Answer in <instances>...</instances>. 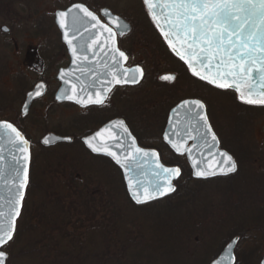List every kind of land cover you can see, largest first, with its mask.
Here are the masks:
<instances>
[{"label": "trees", "instance_id": "1", "mask_svg": "<svg viewBox=\"0 0 264 264\" xmlns=\"http://www.w3.org/2000/svg\"><path fill=\"white\" fill-rule=\"evenodd\" d=\"M63 1L58 0V2ZM8 2L10 3L12 1L8 0ZM64 2L65 4L60 6L63 9L72 4L82 3L94 12H99L103 8L113 10L116 14L131 23L133 33L130 35V38L133 36V43L138 44V49H141L144 56L149 53L144 48L150 42L149 44L152 46L161 47L173 62L180 64V61L175 58L174 54L168 48L165 40L159 35L160 33L155 28L156 26L152 19L149 18L150 16L143 0H139V9H129V16L131 17L121 15L119 10L114 8L108 0H65ZM3 5L7 4L4 3ZM133 13H135L134 20L138 22L137 25L133 24ZM4 23L7 25L6 17L2 18L0 16V25ZM138 25H140L143 32L145 31V35H148L147 38L149 41L140 39V42L136 39L138 33L136 32L137 29L134 28ZM130 47L131 45L124 46L127 49H130ZM145 58L143 65L147 70H150L152 67L150 68L148 66V60ZM136 59L134 56L133 60L135 62H137ZM183 70V74L186 76L190 75L188 69L183 68ZM163 72L164 70L160 69L159 74ZM218 91L229 94L235 100L233 102H235V105L237 104L236 106H238L239 113L241 114V120L234 122L235 126L240 127L238 133L235 134L229 130L225 132L227 134L225 136L231 137L232 135L229 143L224 141L222 134L216 129L222 148L228 151L238 163L237 173L230 177H222L221 179L216 178L206 181L194 179L187 160L184 157L175 155L161 141V130H163L166 124L168 108L164 113V117L158 118L160 123L157 122L156 124V128L160 129L157 133L159 139L156 143L153 142L148 145V148L159 151L163 160L162 162L166 165L180 167L182 177L176 184L177 191H175L176 193L173 196L147 206H136L132 202L127 193L123 175L121 174L122 172L111 160L91 155L82 144V138L94 133L98 127L104 124L103 121L99 122L97 120L85 123L83 126L85 128L84 132L87 131V133L83 136H77L75 134L73 143H64L56 145L55 147L45 148L41 145V140L35 141L30 136L26 124L27 118L24 120L19 117L18 122H16L12 117L8 118L4 117V115L0 117V121H9L11 124H15L32 143L33 148L30 185L25 207L19 221L17 234L8 247L20 238L23 231L28 230L32 234L33 231L31 229L35 228L34 230L37 232L38 228H36V225H39L44 229L42 231L44 237L48 236L45 239L47 240V246L49 247L51 244L49 249H46V253L50 254L53 250L57 252L56 246L59 245V249L61 250L59 252L63 250L61 255H67L76 252L80 245H86L88 233L100 228L104 229L107 235L102 236L103 246L96 251V253L100 251L101 255L96 257L97 259L100 258V260L98 259V264H155V257H157L158 253L160 254L158 252L159 249L145 234L144 236L141 235L142 225L138 221H133V211L131 213L129 212L130 209L137 208L152 211L156 216V220L163 216L162 214L164 213L176 214V216L167 220L163 225L168 232L167 234L177 240L174 248L171 247V249L173 251L177 250L180 255L178 260L176 258L173 261L172 259L174 257L168 258L166 260L168 263L173 262L174 264L175 262V264H183L184 261L186 263H192L199 259L198 253L193 255L197 251L198 245L195 249L192 247V251L189 252L190 246L195 245V242H197V234L199 233L194 229V223L192 222L196 215V218L201 216L212 224L209 231L211 239L209 237L205 240L203 239V246H206V243L215 244L214 241L216 239L221 241L217 247L205 249L204 252L201 250L200 261L202 264H211L215 261L228 243L237 237L240 238L239 244L243 241L249 243V247L253 248L252 251H245L242 255H238V264H260L259 259L264 252V161H260V159L264 158V142L259 147L256 144V136L253 137L251 135L250 126L247 130L245 128L253 120H259V118L264 116V106L247 105L241 102L233 92L221 89ZM50 103L53 106L54 101ZM65 107L68 108L71 106L66 105ZM57 108L59 109L60 106H57ZM27 117L30 118L31 115ZM121 117L125 116L122 114ZM35 119L44 120L45 117L38 115ZM30 127L34 128L32 125ZM241 128L243 130L242 132ZM50 132L63 137H72L71 134H67L63 130H49L48 133ZM253 140L255 141L253 142ZM247 163L252 164L260 174L258 177H254L253 182L247 178V171H252V169L244 171L241 168L242 165H247ZM222 188L226 189L225 195L220 192ZM113 191L115 194L110 195ZM257 193H262V196L260 198L255 197ZM219 195H223L225 199L222 200V198H219ZM229 204H231V207L235 205V210L237 211L235 215L240 218L229 219L230 222L224 220L228 224L223 226L225 227L223 232V230L220 231L218 228L220 225L218 220H220L222 212L228 213L229 211L228 217H230ZM30 206L34 207V214L36 212L38 216H31L26 220L25 215ZM23 221H25L26 227L23 226ZM34 221H36V225ZM137 223L140 227L136 225ZM47 225H49L48 228L52 227L53 234L55 232L62 234L61 241L56 242L51 240L53 237L48 235L50 232L45 228ZM82 229H87V231L80 236ZM208 229L206 228V230ZM36 232L35 235H38ZM18 235L19 238H17ZM225 236L227 238L224 239ZM24 238L26 239L27 237ZM24 238L22 237V240ZM31 239L32 243L34 242L36 245L44 243L43 240H40L41 238L37 240V236L31 237ZM65 239L70 242L72 241L70 247L64 244ZM22 240H20L21 243H23ZM39 240L42 243L40 242L38 244ZM179 242L181 244L180 246H178ZM67 248L68 250L64 252ZM149 248L152 250V253L146 255L144 251ZM179 248L183 250L182 255ZM39 252L43 253L44 251L40 250ZM190 254L194 258H191ZM33 255L42 256V254L37 253ZM10 256L13 259L14 255L10 253L9 261H11Z\"/></svg>", "mask_w": 264, "mask_h": 264}, {"label": "snow or ice", "instance_id": "2", "mask_svg": "<svg viewBox=\"0 0 264 264\" xmlns=\"http://www.w3.org/2000/svg\"><path fill=\"white\" fill-rule=\"evenodd\" d=\"M143 2L170 50L187 65L193 76L218 89L235 91L244 104L264 106V0H143ZM104 14L109 17V23L115 24L117 31L103 24L82 4H75L68 10L57 13L59 26L64 30V39L70 46L73 57V70L60 73V79L64 84L72 85L64 98L75 100L83 107L89 104L103 105L108 98L107 93L112 91L113 84H136L144 75L143 69L139 67L123 68V62L127 61L128 57L115 47V37L118 34H126V31L130 30L129 26L122 24L118 17L112 18L107 10ZM69 31L72 34L71 38ZM74 40L76 44L73 43ZM109 41L111 46L108 44ZM100 53L109 57L108 61L101 64L107 76L104 72L95 73L88 67L96 65ZM76 70L81 75L74 77L75 83L72 79H65L66 76L71 77ZM89 73H92L89 80L82 79ZM137 73L139 75H136ZM161 79L174 82L176 77L165 75ZM77 83L80 84V92L88 90L86 99L77 95ZM43 87L42 84L39 85L34 95H41L39 89ZM29 95L32 96L33 93ZM178 107L184 110L186 138L178 143L165 136L178 153L183 155L184 151H187L189 156H192L190 149L183 148L187 138L193 140L199 138L207 143V137L210 135L214 142L213 146L218 143L215 133L208 124L205 104L201 100H185ZM110 127L119 130L115 131L110 139L115 141V148L124 153L123 160L107 143L101 144L97 140V137L103 135L102 132L85 140V143L92 152L112 157L125 170L126 175L135 169H147V172H142V176L150 173L151 178L134 180L130 176L128 179L129 190L135 202L145 204L157 197L174 193L176 188L172 180L180 176V168L165 167L159 162L158 153L138 147L123 120L114 122ZM193 131L199 132L200 136H193ZM172 135L180 139L178 130L174 129ZM5 139L14 152L11 153L12 166L6 185L12 193L8 197L9 211L7 213L0 211V264L7 260L6 250L2 249L9 245L16 232L17 218L21 215L26 189L30 182L31 161L29 141L13 124L0 122V141ZM50 142L47 138L43 140L45 145ZM219 156L222 159L217 161L220 165L218 168L209 164L208 167L197 169L195 175L207 179L237 171V164L231 155L220 152ZM3 163V148H0V166ZM196 166L197 160L194 159L193 167ZM4 178L3 168L0 167V182L4 181ZM231 252L232 245H229V253ZM231 260L234 264L235 256H231Z\"/></svg>", "mask_w": 264, "mask_h": 264}, {"label": "rangeland", "instance_id": "3", "mask_svg": "<svg viewBox=\"0 0 264 264\" xmlns=\"http://www.w3.org/2000/svg\"><path fill=\"white\" fill-rule=\"evenodd\" d=\"M63 1V0H62ZM65 1V0H64ZM56 2L54 3H47L46 6L44 7V10L46 8V11L53 16V14L63 8H61V5H64L65 2ZM109 3L112 4V6L116 9L119 10V13H121V15L125 16V17H131L129 16V9L132 8H136L139 9L140 7V2L139 0H108ZM134 16L135 13H133V21H134V25L138 22H136L134 20ZM19 16H15L12 17L11 15H8L6 17V21H7V25L13 30V33L16 34L19 31V25H15L13 24L14 20L15 21H20L21 19L18 18ZM5 24V23H4ZM4 24L0 25V32H1V28L3 27ZM139 26V27H138ZM136 26L134 29H137V40L140 41V39H146L148 40L147 36L145 35V31L143 32L142 28H140V25ZM2 33V32H1ZM0 33V34H1ZM24 42V40H18V45L20 47H22L24 44H22ZM141 42V41H140ZM150 43V42H149ZM2 50V54L0 55V62L3 64V66H0V70L1 68H3L2 73H5V77L0 78V102H6L7 100L12 101L13 103H7L6 104H2L0 105V117H2L4 115V117H8L14 119L16 122H18L19 120V115H20V109L21 107L19 106V101L26 96V93L28 91H30L39 81V75L36 74L35 72H29L28 69L26 67H24L27 71L25 74H22V70L20 65L16 64V60H15V54L14 52H12L13 48L11 47V49L8 48H4L1 49ZM7 50V51H6ZM4 54V55H3ZM12 55L14 56V58L12 57ZM19 60V58H17ZM158 61H162V59H159ZM157 70H160L159 68H157ZM10 72V74H9ZM14 76V80L13 77ZM181 82L178 83L181 91L182 88H184L183 82L180 84ZM4 87V88H2ZM58 85H51V91L55 92V90L57 89ZM186 87V85H185ZM7 88V89H6ZM180 91V92H181ZM209 104H210V110H209V115H210V119L211 122L214 126L215 129H217L221 134H222V138H224L225 142H228L231 140L230 136H225L227 135L225 132L232 131L235 134L238 133L239 128L238 126H235L234 122H239L240 116L241 114L239 113V108L238 106L235 105V101L233 98H231V96L227 93H221L220 91H217L216 93H213L212 95H209V98H207ZM51 102H53L52 100H49V102H47V105H37V107H35L32 111V113H30L31 117H27L26 121H27V127L30 133V136L33 138V140L35 141H40L43 136H45L49 130H56V131H62L66 132L67 134H71L72 137L77 136H83L86 132H84L85 128L83 127L85 125V123H87V116H85V112H83L81 109L76 108V107H63L60 106L59 109H52L51 106ZM51 111V112H50ZM8 112V113H7ZM50 113V115H48ZM248 114V113H247ZM29 115V116H30ZM38 115H40V117H45L44 120H39V119H35L38 117ZM21 117V116H20ZM29 118V119H28ZM80 121H79V120ZM98 119H101V117H99ZM1 120V118H0ZM48 120V121H47ZM253 120L251 124H248L245 128V130L249 129V126L251 128V135L254 137L256 136L257 138V145L260 147L261 145H263L264 142V116L259 118V120L257 121ZM255 121H257L255 123ZM22 123V122H21ZM94 124V123H92ZM91 124V125H92ZM30 125L34 126L30 127ZM100 125V124H99ZM98 125V126H99ZM96 126V125H95ZM93 127V126H91ZM89 128V127H87ZM160 130V129H159ZM242 128H241V132H242ZM231 132V133H232ZM76 134V135H75ZM255 140H253L254 142ZM156 142V141H155ZM153 142L147 143V145L152 144ZM247 144V143H246ZM242 145H244L242 143ZM36 150V149H35ZM38 150V149H37ZM74 155V154H73ZM260 161H264L263 159H260ZM93 163H96L94 161H91ZM246 165V164H245ZM242 165V169L245 171L247 169L252 171H247V178L249 180H251V182H253L252 180H254V177H258L260 174L255 170L254 166L252 164H248L245 166ZM256 191V190H255ZM221 193H223L225 195L226 193V189L222 188ZM115 192L113 191L110 195H114ZM219 198L225 199V197H223V195H219ZM260 196H262V193H257L255 195V197L260 198ZM31 200V199H30ZM29 200V203H30ZM252 202H254L253 200H251ZM230 205V217H228L229 211L228 213L226 212H222V215L220 216V220L219 221V230L224 232V229L226 224H228L226 221L230 222L229 219H234V218H240L239 216L235 215L236 214V208L235 205H233V207H231ZM34 207L30 206L28 211L26 212L25 215V219H29L31 216L33 217H37L38 215L34 214L35 209ZM129 211V210H127ZM133 211V221H138L140 222L141 226V235L145 236L151 240V242L154 243V245H156V247L159 249L158 252H160V254H157V257H155V264H173V262L168 263L166 260L170 257H174L172 260L174 261L176 258L178 260V258H180V255L178 254L179 252L173 251L171 249L174 248L175 243L177 242L176 239H174L173 237H171L169 234H167V230L164 228V223L167 220L172 219V217L176 216V214L170 213H164L162 214L163 216H161L160 218H158L157 220L155 219V214H153L152 211L148 210V209H137V208H133L130 209V213ZM131 215V214H130ZM129 215V216H130ZM226 217V218H224ZM244 218V216H242ZM241 217V218H242ZM38 220V219H37ZM38 222V221H37ZM194 224V229L199 232L197 234V242H195V245H191L190 246V250L189 252L192 251V247H195L198 245V249L196 252H194L193 255L195 254H199V259L196 262H188L186 263L185 261L183 262V264H202V262L200 261V252L201 250L208 249V248H214L215 246L217 247L220 244V240L216 239L215 244L211 243L208 244L206 243V246H203L204 242L203 239L205 240L207 237H209L211 239L210 236V228L212 227V224L210 223V221H207V219H203L201 216L196 218V215L194 216V221H192ZM35 225H36V221H34ZM39 223V222H38ZM37 223V224H38ZM134 223V222H133ZM138 227L139 224H136ZM23 226L26 227V223L25 221H23ZM44 226V225H43ZM49 225L45 226V228L48 230V235H50L51 237H53V239L56 242L61 241L62 238V234L59 232H55V234H53V229L48 228ZM37 232L34 230L35 228L31 229L33 231V233L31 234V232H29L28 230H26L25 232L23 231V233H21V236L19 238V235L17 236V238H19L17 241H15L10 247L6 248V253L10 255V253H12V255H14L13 259L11 258V261H9L8 264H98V259L100 260V258H96L97 256H101L100 255V251L96 253L97 250L100 249V247L102 248L103 246V241L101 238H103L102 236H106L107 233L105 232L104 229H94L91 232L88 233V236L86 237V245H80L78 247V250L74 253H70L67 255H61L62 252L59 248L60 246L57 245V252H55L56 250H53L50 252V254L46 253V249H49V247L47 246V240H45L48 236L44 237V234H42V231L44 230L43 227L41 228L39 225H36ZM206 228H209L208 230H206ZM86 230H83L79 233L80 236L86 232ZM35 232L38 235H35ZM54 235V236H52ZM225 235V234H223ZM34 236H37V240H43L44 243L41 245H36L34 242V244L32 243V239ZM22 237H27L26 239L24 238L22 240ZM40 237V238H39ZM30 238V240H29ZM227 238V236L224 237V239ZM23 241V243H21V241ZM39 240L38 244L41 242ZM35 241V240H34ZM42 243V242H41ZM50 243V242H49ZM72 241L70 242L69 240L65 239L64 240V244L68 245L69 247L71 246ZM90 243V245H89ZM33 244V245H32ZM180 242L179 245L180 246ZM38 246V247H37ZM47 246V247H46ZM250 244L246 243V242H241V244L238 245L237 248V255H242L243 252L245 251H252L253 248L249 247ZM41 248V249H40ZM180 249V248H179ZM40 250H43L44 252H39ZM68 250L65 249L64 252H66ZM42 254L41 255H33V254ZM39 252V253H38ZM187 252V253H189ZM258 252V251H257ZM144 253L146 255H149L150 253H152V250L146 249L144 251ZM180 253L182 255L183 250L180 249ZM32 254V255H30ZM154 254V253H153ZM186 254V253H184ZM30 255V256H29ZM174 255V256H173ZM263 255L264 252L261 255V258L259 259L260 261L263 259ZM191 258H194V256L192 257V254H190ZM189 256V257H190ZM242 257V256H241ZM175 264V262H174Z\"/></svg>", "mask_w": 264, "mask_h": 264}, {"label": "flooded vegetation", "instance_id": "4", "mask_svg": "<svg viewBox=\"0 0 264 264\" xmlns=\"http://www.w3.org/2000/svg\"><path fill=\"white\" fill-rule=\"evenodd\" d=\"M11 1L12 2L9 3L8 0H0V16L2 18L7 17L8 15H11L12 17L19 16L18 18L21 20H14L13 24L19 25L20 29L16 34H14L13 30L8 25H3L1 28L2 33L0 32V55L2 54L1 49H11L12 47V52L15 54L14 56L16 64L22 66V74H25L27 71L24 67H26L29 72H35L40 76L36 85L39 83H45L48 90L47 95L44 98L31 105V110L27 116L32 113L33 109L37 107V105L41 104L45 106L47 105L46 103L52 99L54 104H52L53 106L51 110L58 109L57 106H73L72 104H57L55 102V94H57L61 86L60 82L58 81L59 72H61L62 69L69 68L71 64V57L68 53V48L64 43H62L63 37L56 24L57 11L53 14V16H51L52 14L50 15L46 11V8L44 10V7L47 3L50 2L55 4L58 0ZM4 3L7 5H3ZM100 10L102 11V9ZM101 11L95 13L100 16ZM5 28H7L8 31L5 32ZM132 33L133 29L130 34L124 37L118 36L117 40L119 49L123 51L129 58L127 67L133 68L135 66H139L144 69V80L138 86H134V88L133 86L116 87L109 94L108 99L103 105L93 106L81 110L85 112L84 114L87 116V122H94L97 120L99 122H104V124L98 127L95 132H97L109 122L115 121L117 119L124 120L132 134L137 139L139 145L143 148H148L147 143H156L155 141L159 139L157 135L159 129L156 128V124L157 122L160 123L158 118L164 117L166 109L169 108L166 124L163 130H161V141L164 140L163 135L167 128V119H169L171 111L178 104L189 99H199L206 105L209 115L210 104L207 98H209L210 94L212 95L213 93H216L219 89L215 86L207 84L204 81H200L197 77L193 76L191 71L181 61L180 64L173 62L165 53V51L159 46H152L147 43V46L144 49L149 53L148 55H145L147 56V58H145L141 49H138V44L133 43V36L130 38ZM159 35L162 36L161 34ZM18 40H24L22 43L24 45L22 47L18 45ZM130 45V49L124 48V46ZM14 56L12 55L13 58ZM134 56L137 58V62L133 60ZM17 58H19V60ZM144 58L148 60V66L150 68L152 67V70H147L144 67ZM159 59H162V61H158ZM0 66H3L1 62ZM157 68L164 70V72L159 74L160 70H157ZM183 68L189 70V76L183 74ZM2 70L3 68L0 70V78L5 77V73L3 74ZM165 74L175 75L176 80L174 82L165 80L162 81L161 77ZM12 77L14 80V76ZM179 82H183V84L180 83L184 86L182 91L178 85ZM53 84L58 85L55 92L51 91V85ZM35 86L18 102V107H21L19 111V117L21 116V118L24 120L27 118V116L23 117L22 109L26 103L28 93L31 92ZM7 103L11 104L13 102L7 100L3 103L0 102V105H7ZM122 114L125 117H121ZM99 117H101V119H97ZM214 130L216 131L215 128ZM95 132L93 134H95ZM163 143L167 146V148H169L164 141ZM237 258L238 255L236 251V264H238ZM262 260L260 261V264Z\"/></svg>", "mask_w": 264, "mask_h": 264}, {"label": "water", "instance_id": "5", "mask_svg": "<svg viewBox=\"0 0 264 264\" xmlns=\"http://www.w3.org/2000/svg\"><path fill=\"white\" fill-rule=\"evenodd\" d=\"M74 5H75V4H74ZM82 5H84V4H82ZM72 6H73V5H72ZM72 6H71V7H72ZM84 6H86V5H84ZM145 6H146V5H145ZM71 7H69V8H71ZM86 7H87V6H86ZM69 8H68V9H69ZM87 8H88V7H87ZM88 9H89V8H88ZM146 9H147V6H146ZM105 10H107V12H109V13L111 14V17H112V18H116V17H118L119 20H120V22H121L122 24H127V25L129 26V29H130V30H129V31H126V34H124V35H119V34H118V35L115 37V39H116L115 47H117V48L119 49L118 40H117V39H118V36L124 37V36L130 34L131 31H132V29H131V28H132V25H130V23H129L128 21H126L125 19H123L121 16L114 14L110 9H107V8H106V9H102L101 16H99L98 14H96V13H94V12L92 11V12H93V13H94V14L100 19V21H101L103 24L107 25L108 27L113 28V31H117L116 26H115V24L109 23V17H106L105 14H104V13H105ZM60 11H62V10H60ZM60 11H58V12H60ZM64 11H66V10H64ZM90 11H91V10H90ZM147 11H148V9H147ZM58 12H57V13H58ZM148 13H149V12H148ZM149 15H150V14H149ZM149 18H151V16H150ZM153 23H154V22H153ZM56 24H57V27L59 28V30H60V32H61V34H62V37H63V42H62V43H64V44L67 46V48H68V53H69V55H70V57H71V64H70L69 68H67V69H62L61 71H72V70H73V57H72L71 48H70V46L68 45V43L66 42V40L64 39V30L61 29L60 26H59L58 18H57V14H56ZM154 24H155V23H154ZM155 26H156V24H155ZM155 28H157V27H155ZM6 29H7V28H6ZM157 29H158V28H157ZM7 31H8V29H7ZM158 31H159V29H158ZM5 32H6V31H5ZM159 32H160V31H159ZM160 34H161V32H160ZM71 35H72V34H71V31H69V38H71ZM105 35H107V33H105ZM161 35H162V34H161ZM86 36H87V33H85V37H86ZM162 38H164L163 35H162ZM82 39H83V38H82ZM102 39H103V38H102ZM164 40H165V39H164ZM73 43L76 44V41L74 40ZM166 43H167V42H166ZM108 44H109V46H111V41H109ZM94 47H95V45H94ZM168 48H169V47H168ZM105 50L107 51V48H106ZM119 50H120V49H119ZM120 51H121V50H120ZM174 55H175V54H174ZM126 56H127V55H126ZM127 57H128V56H127ZM176 58H178V57L176 56ZM108 59H109V57L104 56L103 53H100V56H99V59H98L96 65H89L88 67L91 68V69L93 70V72H95V73L104 72V73H105V76H107V73L105 72L104 68L101 67V64H102L103 62L108 61ZM178 59H179V58H178ZM179 60H180V59H179ZM128 61H129V58L127 59V61H124V62H123V65H122L123 68H127V69H135V68L139 67V66H135V67H133V68L127 67ZM180 61H181V60H180ZM181 62L184 64L183 61H181ZM185 66L187 67L186 64H185ZM139 68L143 69L142 67H139ZM187 68H188V67H187ZM188 69H189V68H188ZM189 70H190V69H189ZM190 71H191V70H190ZM60 73H61V72H59V75H58V81L60 82L61 87H60V89L58 90L57 94H55V95H56L55 99H56V102H57V103H59V104H65V103L73 104V105H76V106H78V107H80V108H82V109H87V108H90V107H93V106H100V105L89 104L87 107H83V106H81L80 104H77V103L75 102V100H68V99H65L64 97L67 95V90L70 89V88L72 87V85H71V84H69V85H65L64 82L60 79ZM143 73H144V75H143V77L139 80V83H136V84H131V83H129V84H113V86H112V90H113L114 88H116V87L133 86V88H134V86H138V85L141 84V82L144 80V77H145V71H144V69H143ZM91 74H92V73H89V75H86V76L82 77V79H84V80H89ZM130 74H131V73H130ZM79 75H81L80 72H79L78 70H76V71H73V74H72L71 77H70V76H66L65 79H72L73 82L75 83V81H74V77H75V76H79ZM136 75H139V74L137 73ZM165 75H171V74H165ZM165 75H163V76H165ZM163 76H162V77H163ZM173 76H175V75H173ZM175 77H176V76H175ZM102 79H103V77H102ZM161 80L164 81L163 79H161ZM41 84L44 86L43 88H40V89H39V91L41 92V95H39V96H35L34 93H35V91L38 90V86L41 85ZM41 84L39 83L38 85H36V87H35L31 92L28 93L26 103H25V105H24V107H23V109H22L23 117H25V116H27V115L29 114V112H30V110H31V105H33L36 101L41 100L42 98H44V97L47 95V92H48V90H47V85H45V83H41ZM212 86H213V85H212ZM76 88H77V95L84 96V98L86 99V98H87V95L89 94L88 90H85V92H80V84H79V83L76 84ZM97 90H99V89H97ZM227 91H231V92L236 93L235 91L230 90V89L227 90ZM111 92H112V91H111ZM111 92L107 93V96H109V94H110ZM30 93H33V95L30 96V95H29ZM102 94H103V93H102ZM236 94H237V96H238V93H236ZM58 97H59V98H58ZM93 98H95V97H93ZM107 99H108V98H107ZM189 100H193V99H189ZM180 104H181V103H180ZM180 104H178V105H177V106L171 111V113H170V115H169V119H167V120H168L167 128H166V130H165V132H164V135H163V139H164L163 141L168 145V147L170 148V151H172L173 153H175L178 157H179V156H181V157H186V159H187V161H188V164H189V166H190V168H191L193 178L196 179V180L206 181V180H211V179H216V178H220V179H221L222 177H229V176L235 174L237 171H236L235 173H230V174H228V175H226V176H225V175H217V176H215V177H209V178H207V179H205V178H201V177H197V176L195 175V172H196L197 169L208 167L209 164L212 165L213 167H217V168H218L220 165L217 163V161H219V160L222 159V158L219 156V153H220V152H226V153H228L226 150L220 148V147H221L220 139L218 138V135H217L216 132L214 131V129H213L212 125H211V122H210V119H209V118H208V124L211 126V128H212V132L215 133V135H216V137H217V140H218V143H216L215 146H213L214 142L211 140V136H210V135L207 137V143H205L204 140H201V139H199V138H198V139H195V140L190 139V138H187V139H186V143L183 144V148H184V149H190V150H191L192 156L190 157L187 151H184V154L182 155V154L178 153V152H177V151L171 146V144L168 143V140L165 139V136H166V135L169 137V139H173V140H175V141L178 142V143L180 142L181 139H185V138H186V137H185V124H186V120H185L184 115H183L184 110H183V109H180V108L178 107ZM25 106H27V111H26V112H25ZM205 114L207 115V117H209V116H208V112H207V107H206V105H205ZM119 120H122V119H117V120H115V121L109 122L108 124H106L105 126H103L101 129H99L97 132H95V134H92V135H90V136H88V137L83 138V139H82V142H83V145L85 146V148H86V149H87L92 155H94V156L104 157V158H107V159L111 160V161H112V162H113V163H114V164L120 169V171L122 172L121 174L123 175V178H124V182H125V185H126L127 193H128V195H129L130 199L132 200V202H133L136 206H146V205H149V204H152V203L158 202V201L165 200V199H167V198L173 196L176 192H174V193H169L168 195H165V196L157 197V199H155V200H151V201H149V202H147V203H145V204H137V203L135 202V200L132 198L131 192H130V190H129L128 179H129L130 176H131L134 180H135V179H140V178H144V179H149V178H151L150 173H148L146 176H142V172H147V169H144V170H141V169H135L134 171H130V172L126 175V174H125V170H124L123 168H121L120 165H118L112 157L107 156V155H105V154H103V153H94V152H92V150H91V149L88 147V145L85 143V140H87V139H91L93 136H96L97 133H101V132H102L103 135L97 137V140H98L101 144L107 143V145L110 147V149L113 150V151H117L118 155H120V156H121V159L123 160V155H124V153H123L121 150L116 149L115 146H114V145H115V141H113L112 139H110V137H112V136L114 135L115 131H119L118 129H116V130L112 129L110 126H111L112 124H114V122L119 121ZM123 121H124V120H123ZM124 123H125V125L127 126L129 132H131L130 129H129V127H128V125L126 124L125 121H124ZM13 126L16 127L15 125H13ZM197 127L199 128L200 125H197ZM16 128H17V127H16ZM106 128L108 129V131H104V129H106ZM17 129H18V128H17ZM174 129H176V130H178V131L180 132V139H178L177 137H175L174 135H172ZM18 130H19V129H18ZM19 131H20V130H19ZM20 132H21V131H20ZM21 133H22V132H21ZM22 134H23V133H22ZM121 134H123V133L121 132ZM131 134H132V132H131ZM23 135H24V134H23ZM192 135H193V136H196V137H199V136H200V133L197 132V131H193V132H192ZM132 136L135 138V136H134L133 134H132ZM24 137H25V135H24ZM45 138H47V139H49V140L51 141L50 144L45 145V144L43 143V140H44ZM25 139H27V138L25 137ZM135 140H136V144H137V146L140 147V148H143V147H141V146L139 145V143L137 142V139H136V138H135ZM73 141H74L73 138H70V137H61V136H58V135H56V134L50 133V134H47L45 137H43V139H42V141H41V144H42L43 147L51 148V147H54V146L59 145V144L72 143ZM94 143H96V142L94 141ZM29 144H30V153H31V157H32V146H31V143H30V142H29ZM0 148H3V155H4V163H3V165L0 166V167L3 168L4 174H5L4 181L0 182V204H2V207H0V211H4L5 213H7V212L9 211L8 197H9L10 195H12V193L9 191V188H8L6 185H7V182H8V180H9V177H10V171H11V166H12L11 153L14 152V149H13L12 146L8 143L7 139H5V140H3V141H0ZM143 149L148 150V151H155L156 153H158V155H159V162H160L161 164H163L165 167H168V166H166V165L162 162L161 156H160V154H159V152H158L157 150L149 149V148H143ZM201 153H203V155H201ZM228 154L231 155L230 153H228ZM231 156H232V155H231ZM232 157H233V156H232ZM194 159L197 160V166H196V168L193 167V160H194ZM233 159H234V158H233ZM234 161H235V159H234ZM235 162H236V161H235ZM31 164H32V158H31L30 165H29V175H30V173H31ZM236 164H237V162H236ZM168 168H176V167H168ZM237 169H238V165H237ZM180 170H181V169H180ZM181 177H182V171H181V174H180L179 177L174 178V179L172 180V184H173V186H175L176 191H177L176 183H177L178 181H180ZM29 184H30V182H29ZM28 188H29V185H28ZM27 192H28V189H26L25 200H26ZM25 200H24V202H23V207H22V209H24ZM22 209H21V215H20V217L17 218V222H16V223H17V227H18V222H19V220H20V218H21V216H22V213H23V210H22ZM17 227H16V232H17ZM16 232H15V234H14V237H15V235H16ZM14 237H13V239H14ZM239 241H240V239H239V238H236V239H234L231 243H229V244L227 245V247L225 248V251H222V254H221V255L215 260V262H213L212 264H233V261L231 260V256H235V258H236V251H235V250L237 249V246H238V244H239ZM11 242H12V241H11ZM11 242H9V244H10ZM229 245H232V252H231V253H229ZM6 246H8V245H6ZM6 246H5V247H6ZM2 250H4V249H2ZM7 261H8V255H7V260L4 262V264H7ZM234 264H236V261L234 262ZM261 264H264V258H263Z\"/></svg>", "mask_w": 264, "mask_h": 264}]
</instances>
